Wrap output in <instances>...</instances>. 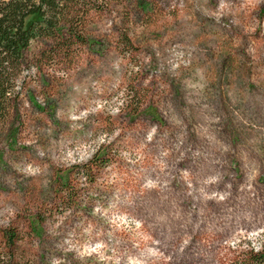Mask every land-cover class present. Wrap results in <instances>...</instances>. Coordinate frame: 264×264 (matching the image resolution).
<instances>
[{"label":"rangeland","instance_id":"rangeland-1","mask_svg":"<svg viewBox=\"0 0 264 264\" xmlns=\"http://www.w3.org/2000/svg\"><path fill=\"white\" fill-rule=\"evenodd\" d=\"M66 11L87 42L34 41L0 125V264H225L258 248L264 0Z\"/></svg>","mask_w":264,"mask_h":264},{"label":"trees","instance_id":"trees-1","mask_svg":"<svg viewBox=\"0 0 264 264\" xmlns=\"http://www.w3.org/2000/svg\"><path fill=\"white\" fill-rule=\"evenodd\" d=\"M81 2L88 0H0V125L18 107L22 74L28 68L26 52L34 41L51 38L61 42L69 35L75 42H87L79 27L81 14L66 11ZM7 236L14 243L15 234ZM226 261L225 264H264V237L258 248L238 251Z\"/></svg>","mask_w":264,"mask_h":264}]
</instances>
